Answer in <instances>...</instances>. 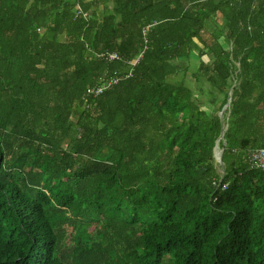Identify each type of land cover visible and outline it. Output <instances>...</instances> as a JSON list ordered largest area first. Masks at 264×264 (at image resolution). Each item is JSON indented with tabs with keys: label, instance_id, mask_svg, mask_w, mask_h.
I'll use <instances>...</instances> for the list:
<instances>
[{
	"label": "trees",
	"instance_id": "16d2710c",
	"mask_svg": "<svg viewBox=\"0 0 264 264\" xmlns=\"http://www.w3.org/2000/svg\"><path fill=\"white\" fill-rule=\"evenodd\" d=\"M259 148L264 0H0V264H264Z\"/></svg>",
	"mask_w": 264,
	"mask_h": 264
},
{
	"label": "built area",
	"instance_id": "2783aa9c",
	"mask_svg": "<svg viewBox=\"0 0 264 264\" xmlns=\"http://www.w3.org/2000/svg\"><path fill=\"white\" fill-rule=\"evenodd\" d=\"M75 15L82 17L84 19L87 16L86 13H84L79 7H77L75 9ZM144 32L145 31H143V36L145 35ZM144 43H146L145 39H144ZM97 57H104L107 61L120 60L119 55L116 53H109L107 55L101 54V55H97ZM136 61H138V59ZM126 64L133 65L134 63H132L130 61H126ZM111 82H116V80H113ZM111 82H110V84H111ZM110 84L107 83V85L104 86L103 88L110 86ZM89 91L92 92V90H89ZM96 92L99 93V92H101V90L98 89ZM247 156H248L249 166L251 168L258 169V170H264V148L249 150L247 152Z\"/></svg>",
	"mask_w": 264,
	"mask_h": 264
},
{
	"label": "rangeland",
	"instance_id": "374dc122",
	"mask_svg": "<svg viewBox=\"0 0 264 264\" xmlns=\"http://www.w3.org/2000/svg\"><path fill=\"white\" fill-rule=\"evenodd\" d=\"M189 58H190V60L193 62V63H195V60L197 59L196 58V56H195V54L194 53H192V54H190L189 55ZM202 60L203 61H206L207 59H206V57H203L202 58ZM197 63V62H196ZM191 82V81H190ZM189 85V87L191 88V89H193V101L195 102V103H197L198 104V106L202 109V110H206L207 112H209L207 109V103H205V104H202L201 103V100H203L204 101V99L202 98V97H200V91H199V87H204V85L203 84H201V85H198V87H193L191 84H188ZM208 84L206 83V85H205V87H204V90L203 91H205L206 93H207V95L209 96V88H210V86L208 85ZM201 93H203V92H201ZM209 98V97H208ZM214 111H217V112H219V111H221L220 110V108L218 109V105L216 106V108L214 109ZM216 153V152H215ZM215 161V160H214ZM215 165H216V168H217V171L219 172V174H221L222 175V168H219V164L217 163V161L215 162ZM222 166V165H221Z\"/></svg>",
	"mask_w": 264,
	"mask_h": 264
},
{
	"label": "clouds",
	"instance_id": "9594fccd",
	"mask_svg": "<svg viewBox=\"0 0 264 264\" xmlns=\"http://www.w3.org/2000/svg\"><path fill=\"white\" fill-rule=\"evenodd\" d=\"M78 6H76L75 7V9L77 8ZM84 13H86V12H84ZM86 15H87V13H86ZM88 16V15H87ZM86 16V17H87ZM82 18V17H81ZM84 19V18H83ZM156 24V22H154V23H152L151 25H147V27H145L143 30H142V32H141V34H142V36H143V31H145L144 33H145V35L143 36V38H145V36H146V33H147V31H148V29L150 28V27H152L153 25H155ZM109 54V53H108ZM97 55H99V54H96L95 56L97 57ZM137 59H135L134 61H132V63H134L133 65H135L136 64V61ZM236 66L238 67V64L236 63ZM131 72L132 71H130V72H128L127 73V75H126V77H129L130 75H131ZM230 91H231V89H230ZM229 91V92H230ZM228 108V106H224L223 107V109H222V111L221 112H219L218 114V116H219V118L221 119L222 118V112L223 111H225L226 109ZM226 129V126H224V130ZM220 137V136H219ZM218 142L220 143L221 142V144L223 145V143L225 144V141H224V139H223V135H222V138L221 139H218L217 141H216V143H215V145H216V148H217V144H218ZM215 147V146H214ZM221 147V146H220ZM216 150V149H215ZM222 150H224V145H223V148H221V153H222ZM221 155V154H220ZM216 157V156H215ZM213 159H214V148H213ZM216 159L218 160V158L216 157ZM215 160V159H214ZM216 161H214V163H215ZM217 163L219 164L218 166H219V168H222L221 167V164L217 161ZM222 164H223V162H222ZM223 169H224V167H223ZM222 175H223V173H222Z\"/></svg>",
	"mask_w": 264,
	"mask_h": 264
},
{
	"label": "water",
	"instance_id": "95a60500",
	"mask_svg": "<svg viewBox=\"0 0 264 264\" xmlns=\"http://www.w3.org/2000/svg\"><path fill=\"white\" fill-rule=\"evenodd\" d=\"M229 93H230V92H229ZM229 102H230V100L227 101L226 106L229 105ZM222 135H223V133L220 134L219 139L222 138ZM223 145L225 146L224 143H223ZM215 149H216V145H215V147H214V159H215V161H218V162L222 165V166H221V167H222V173H224L223 164H222V154H223L224 150H222V153H221L220 157H219L218 160H217L216 157H215Z\"/></svg>",
	"mask_w": 264,
	"mask_h": 264
},
{
	"label": "bare ground",
	"instance_id": "6f19581e",
	"mask_svg": "<svg viewBox=\"0 0 264 264\" xmlns=\"http://www.w3.org/2000/svg\"><path fill=\"white\" fill-rule=\"evenodd\" d=\"M220 154H221V150H220V151H217V152L215 153V156H216L217 158H219V157H220Z\"/></svg>",
	"mask_w": 264,
	"mask_h": 264
},
{
	"label": "crops",
	"instance_id": "0c3cea01",
	"mask_svg": "<svg viewBox=\"0 0 264 264\" xmlns=\"http://www.w3.org/2000/svg\"><path fill=\"white\" fill-rule=\"evenodd\" d=\"M99 12H101L102 13V9H99ZM221 150V147L219 146L217 149H216V151L215 152H217V151H220Z\"/></svg>",
	"mask_w": 264,
	"mask_h": 264
}]
</instances>
